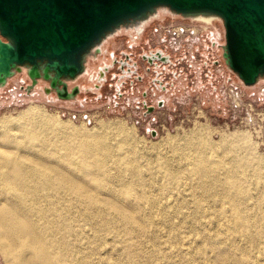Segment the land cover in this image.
<instances>
[{
  "label": "rangeland",
  "instance_id": "1",
  "mask_svg": "<svg viewBox=\"0 0 264 264\" xmlns=\"http://www.w3.org/2000/svg\"><path fill=\"white\" fill-rule=\"evenodd\" d=\"M163 17L167 19L163 21ZM163 17L148 25L139 44L131 46L132 38L124 32L120 38L122 44L118 48L113 44L106 45V52L117 49L120 56L130 52L136 57L145 50L171 52L176 65H170L172 70L167 69L161 75L170 82L167 88L153 89L155 69L147 71L141 61L144 80H137L133 88L130 80L123 76L128 82L123 85L122 95L115 93V75L110 74L109 81L100 88L91 80L94 89L92 86L84 88L72 100L59 97L55 91L44 92L46 84L27 90L30 80L20 73L0 88V118L18 116L35 104L40 113L61 121L65 130L74 128L78 132L89 130L92 134L108 135L113 143L118 140L124 143V152H136L130 156L140 170H127L131 163L128 157L129 162L122 165L126 168L125 173L116 177L114 171L110 184L102 187L101 192L130 207L138 216L134 220L124 219L105 206L112 219L104 221V226L101 224L99 235L100 239L109 241L103 254L110 252L108 248L117 237L116 264H224L219 263L220 260L236 264V259H240L241 264H264V241L252 257L243 256L242 249L249 245L243 233L254 231V228H239L240 221L226 218L230 212L214 213L213 208L208 207L209 201L200 200L203 187L200 189V177L192 171L194 157L191 146L187 145V140L198 131L217 144L213 152L202 146L199 138L192 140L193 147L210 152L207 156L222 177L231 169L232 162L246 160L242 178L245 177L251 197L263 200L264 211V78L255 85H246L228 66L222 47L216 50L217 44L225 43V28L220 21L213 23L218 22L223 30L222 37L212 36V26L195 25L190 18ZM181 28L187 31L182 32ZM191 28L198 29V34H190L188 29ZM106 52L91 65L92 69L107 57ZM173 70L178 72L177 76ZM84 78L75 85H89L87 76ZM145 89L149 90L148 105L155 106L151 112L150 107L143 104ZM237 90L243 96L241 106L235 105L233 93ZM161 101L164 104H160ZM153 130H157L156 135ZM231 133L243 134L254 148L249 152L237 149L231 153L232 147L223 144ZM51 148L59 149L57 146ZM157 192L166 197L163 195L156 200ZM101 194L99 196H103ZM253 212L250 210L251 214ZM83 225L88 237L96 235L95 222L88 220ZM110 226L113 228L109 230ZM126 239L130 243L129 249L124 247ZM96 242H89V245ZM1 245L0 241V264H9Z\"/></svg>",
  "mask_w": 264,
  "mask_h": 264
},
{
  "label": "bare ground",
  "instance_id": "2",
  "mask_svg": "<svg viewBox=\"0 0 264 264\" xmlns=\"http://www.w3.org/2000/svg\"><path fill=\"white\" fill-rule=\"evenodd\" d=\"M164 15H171L173 19L183 16L203 23H213L217 17L210 12L184 15L166 5L155 6L141 15L123 19L107 29L82 53L81 72L61 80L67 82L69 88L72 85L69 90L72 91L73 86L81 82L92 70L91 65L102 58L106 45H120L117 40L124 32L139 38L151 22ZM217 23L214 22L215 35L222 37L223 30ZM223 44H218L219 48ZM46 63H41V77L31 75L30 65L15 67L11 77L22 73L30 80L28 89H37L40 84H46L50 91H46L44 87L43 91L51 93V81L45 78ZM48 72L53 80L56 77L55 72ZM11 77H6L1 82L0 88L9 82ZM85 81L84 78L83 82ZM58 86L62 88L60 83ZM76 97L77 95L74 96ZM194 138H199L201 145L213 152L218 145L209 137H205L201 131L187 140L194 157L192 171L199 175V187H203L200 200L209 201L208 207H212L214 213L230 212L226 218L228 221H240L239 228H254V231L243 233V238L249 243L242 249L243 256L252 257L254 251L261 249L260 243L264 241V211L263 200L251 197L245 177L242 178L245 176L244 167L247 162L235 160L231 163V169L222 177L207 156L210 152L192 146ZM177 143L181 145V142ZM171 144L174 145L175 141H171ZM223 144L232 147L231 153L237 149L249 152L254 148L241 133L228 134ZM52 146L59 149L56 151ZM123 146L124 143L119 140L113 143L108 135L92 134L89 130L78 132L74 128L71 131L65 130L61 121L57 122L50 115L40 113L35 104L18 116L0 118V241L9 264H116L117 237L108 248L110 252L103 254L109 241L100 239L99 235L101 224L104 226V221L112 219L105 206L115 210L124 219H138L133 209L101 194L102 187L110 184L113 179L114 171L117 173L116 177L125 173L126 168L122 165L129 162V159L131 163L127 170H140L130 156L136 155V152H124ZM196 150L199 152L196 153ZM166 194L157 192L154 197L158 200L163 195L165 198ZM228 206L230 209H227ZM91 210L92 214H89ZM250 210L254 212L251 214ZM88 220L96 224V235L89 237L83 225ZM112 228L113 226H110L108 229ZM126 228L130 227L127 225ZM97 238L101 241H97ZM124 241L127 243L124 247L129 249L128 239ZM89 242L97 244L90 246ZM103 242L105 245H102ZM232 258L235 259L234 256ZM220 261L219 263L226 264L225 260ZM234 261L241 264L240 259Z\"/></svg>",
  "mask_w": 264,
  "mask_h": 264
},
{
  "label": "water",
  "instance_id": "3",
  "mask_svg": "<svg viewBox=\"0 0 264 264\" xmlns=\"http://www.w3.org/2000/svg\"><path fill=\"white\" fill-rule=\"evenodd\" d=\"M158 5L184 15L215 14L225 28L222 49L228 66L246 85L264 78V0H0V83L23 65L32 66L31 75L41 77L40 66L45 61V78L51 81L52 91L72 99L82 89L77 84L69 91L61 79L81 72L82 53L113 25ZM114 55L112 51L113 60L99 68L105 80L101 85L95 82L97 88L108 81L115 67ZM157 61L165 60L158 57ZM49 70L56 74L53 80Z\"/></svg>",
  "mask_w": 264,
  "mask_h": 264
},
{
  "label": "flooded vegetation",
  "instance_id": "4",
  "mask_svg": "<svg viewBox=\"0 0 264 264\" xmlns=\"http://www.w3.org/2000/svg\"><path fill=\"white\" fill-rule=\"evenodd\" d=\"M167 18H165L163 21H165ZM175 19H178V18H175ZM191 22L193 23V24H195V25H198V24H202V25H204L205 27H209V26H212L213 27V29H214V31H216V26L214 25V23H203V22H194V21H192L191 20ZM151 24H152V22H151ZM151 24H149V26L151 25ZM148 26V27H149ZM147 27V28H148ZM146 28V29H147ZM195 29V28H194ZM197 30V32H199L198 31V29H196ZM146 31V30H145ZM145 31L143 32V34L138 38L137 37V35L136 36H133V35H130L131 36V38H132V40H131V46H133V43L134 44H136V43H140V41H141V39L143 38V36H144V33H145ZM122 36H119L118 37V40H117V42H120L121 44H122V42H121V40H120V38H121ZM200 38V37H199ZM217 39V38H216ZM120 44V45H121ZM120 45H118L117 46V48L120 46ZM217 46H218V44H217ZM135 47V46H134ZM207 48H209V46L207 45ZM179 49V48H178ZM197 49L198 50H200L199 49V46H197ZM163 50V49H162ZM216 50H220V48H219V46L216 48ZM112 51H114L115 52V55H114V63H115V67L112 69V71L111 72H109L108 73V75H110V74H114L115 76H114V78H115V80H114V82H115V85H116V88H115V90H116V94L117 95H122L123 94V91H122V88H123V85L126 83V82H128L127 80H130V82H131V84L133 85V88L135 87V84L137 83V80H144V78H145V76L141 73L142 71H141V65H142V63L144 62V64H145V67H146V70L147 71H150V70H153V69H155V72H156V74L157 75H155L153 78H152V83L153 84H151V85H153L154 86V90H156V89H158V88H160V87H162V88H167L168 87V85H169V81L168 80H164V79H162L161 77V75H162V73L164 72V71H166L167 69H169V70H172L169 66L170 65H176V61L174 60V57H173V54L171 53V52H169V51H165V50H163L164 51V53L162 54V55H160L158 52L159 51H156V52H151V51H147V50H145V51H143V53L140 55V56H135L134 55V53H125L124 55H119V54H117V49L116 50H110L109 52H108V55H107V57L105 58V59H103L102 60V62L100 63V64H98V66L96 67V68H94V69H92L89 73H88V75H87V81H88V83H89V85H82V84H80L81 85V87H80V89H82L81 91H83V89L84 88H87V87H89V86H92L93 87V89H94V85L91 83V80H93L94 81V83L96 82L97 83V81H100L101 83H100V85L103 83V81H104V79H103V77H105V76H103V77H101V75H100V73H99V68L102 66H104V63L106 62L107 64H109V62H111L112 60H113V57L111 56V54H112ZM163 58L165 61L164 62H162V61H157V58ZM181 59H185V57H181ZM180 59V60H181ZM140 61L142 62V63H140ZM120 69L121 71H114V69L116 70V69ZM173 72V74L175 75V76H177L178 75V72L177 71H175V70H173L172 71ZM123 76H126L127 77V80H125V77L123 78ZM110 77V76H109ZM24 79V78H23ZM119 79V80H118ZM118 80V81H117ZM109 81V80H108ZM166 82H167V84H166ZM30 84V83H29ZM72 86V85H71ZM71 86H70V88H69V90L71 89ZM99 86V85H98ZM143 93H144V95H145V98H144V100H143V104L146 106V107H154L155 108V106L154 105H151V106H149L148 105V103H147V100H146V96H148V94H149V90L148 89H145L144 91H143ZM79 95V94H78ZM78 95H77V97H78ZM76 97V98H77ZM163 104H164V102L163 101H161Z\"/></svg>",
  "mask_w": 264,
  "mask_h": 264
},
{
  "label": "built area",
  "instance_id": "5",
  "mask_svg": "<svg viewBox=\"0 0 264 264\" xmlns=\"http://www.w3.org/2000/svg\"><path fill=\"white\" fill-rule=\"evenodd\" d=\"M180 30H181L182 32H186V31H187L185 28H181ZM188 31H189L190 34H193V35H194V34H198L197 30L194 29V28L188 29ZM211 34H212V36H214V35H215V31L212 30V31H211ZM233 94L235 95V96H234L235 105H236V106H241L242 103H243V96H242V94H240L238 90H237V91H234ZM250 105H253V104H250Z\"/></svg>",
  "mask_w": 264,
  "mask_h": 264
}]
</instances>
